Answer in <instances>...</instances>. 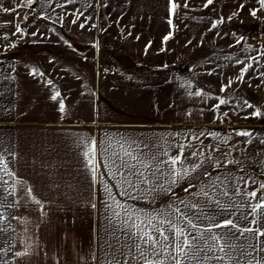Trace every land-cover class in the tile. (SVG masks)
<instances>
[{
  "label": "crops",
  "instance_id": "obj_1",
  "mask_svg": "<svg viewBox=\"0 0 264 264\" xmlns=\"http://www.w3.org/2000/svg\"><path fill=\"white\" fill-rule=\"evenodd\" d=\"M64 1L68 10L40 19L75 21L69 26L34 29L33 40L15 43L8 29L0 31V154L7 165L0 166V264H143L123 213L113 216L118 202L137 223L196 216L200 209L185 205L197 204L216 222L264 225L258 214L250 223L258 201L248 195L259 197L264 182V27H232L230 13L182 0H153L145 11L111 10L125 0H99L101 10L87 8L94 0ZM244 131L250 135L237 134ZM130 140L151 145L161 161L185 145L182 169L190 174L173 184L170 165L141 167L148 182L132 177L136 187H129L110 162L121 151L117 142ZM93 143L95 179L85 157ZM197 221L210 224L205 216ZM261 241L254 233L235 241L257 245L248 248L251 256L234 253L240 264L264 256Z\"/></svg>",
  "mask_w": 264,
  "mask_h": 264
},
{
  "label": "snow or ice",
  "instance_id": "obj_2",
  "mask_svg": "<svg viewBox=\"0 0 264 264\" xmlns=\"http://www.w3.org/2000/svg\"><path fill=\"white\" fill-rule=\"evenodd\" d=\"M213 0H207V4H211ZM32 0H28V4L31 5ZM259 3L262 8H264V0H259ZM205 5V7L207 6ZM176 4H172L173 11L176 8ZM243 7V6H241ZM235 15V14H234ZM251 15L256 16V11H252ZM79 18V17H77ZM230 19V18H229ZM223 20L217 21L212 24L213 28L217 27L218 23H222ZM75 23V21H73ZM171 23V21H170ZM83 28L84 25L81 24ZM167 39V37L165 38ZM239 43V41H237ZM251 65H247L241 72L239 79H243V74L248 70ZM231 82H229L230 86ZM224 89L222 88V91ZM200 95L199 92L195 93ZM59 93H57V96ZM56 97L54 96L53 99ZM221 104L224 103L223 100L220 101ZM248 107H252L251 104ZM61 111L64 109L63 102L60 104ZM256 115H260L259 110H257ZM241 136H248L250 133L244 131L237 133ZM198 139V137H196ZM120 144V152H114L112 154V159L110 166L115 169L114 175L119 173L122 177L124 183L129 187H136V182H134L132 177L136 178V181L141 183H147V177H145L144 171H141V167L145 170H150L153 166L156 167L157 171H160L161 164H168L172 170V176L174 179L172 183L175 184L179 179H183L185 176L189 175L188 169H182V163L184 158V149L185 145H179V153L175 157H169L168 160L161 161L158 158L157 153L151 151V145L140 144L134 140L124 141L123 143L117 142ZM127 144V147H125ZM135 145V147H133ZM150 153V155H149ZM95 154V144L91 146L89 151L85 152V157L88 162L90 170L93 171V176L95 179V168L92 166L93 157ZM164 155H168L167 152ZM192 156L202 155V153L193 152ZM152 162H156L155 165ZM203 161L198 164H195L191 171L203 166ZM227 163H233L232 160H228ZM0 166L7 171V165L3 164V156L0 154ZM180 166V167H178ZM123 169V171H121ZM12 175V173H8ZM241 180H244L245 184L248 183V180L245 177H241ZM5 183H7L5 181ZM254 183V181H253ZM261 190V195L257 196V191L253 190L248 195L252 200H257L258 202L251 206V213L253 219L250 221L252 225H256L257 221L255 216L258 214L261 217V220H264V182H261L259 185ZM187 190V189H186ZM127 191V189H125ZM29 195H31V189L28 190ZM241 190L237 189L236 194L240 195ZM12 194V193H10ZM207 195V193H205ZM224 195L227 196L228 193L225 191ZM135 197H133L134 199ZM35 203L39 204L38 200H34ZM218 207H220L221 212L227 211L229 206L220 205L219 201H216ZM186 208L197 209L199 208V213L196 216H190L186 213H181L182 220L173 222L167 218H160L157 220L154 225L151 220L145 224L144 221L137 223L138 216L135 212L130 211L128 208L117 203L115 208H112L113 216L121 217L123 213L122 225H129L127 230V237L129 239L135 237L139 243H135L139 257H134L135 259H142L143 264H205L206 261L214 259L222 262V264H227L228 261L235 260V264H240V261L235 258L234 253L241 249L240 255H249L252 254L248 252V248L255 250L257 248L256 244H249L246 247L243 245H237L235 241L239 240L241 236H244L245 233H254L258 237H264V225L260 227H246L241 226L231 218H225L218 222L215 221V216H208L202 207L197 204L185 205ZM116 208H119L120 211H117ZM179 213L180 210L177 209ZM200 216H205L210 220V224L207 227L199 225L196 221ZM242 219L247 220V214H243ZM2 219V217H0ZM111 220V217H109ZM163 225H168L167 228L162 227ZM145 228H151V231L145 230ZM215 228H227L228 232L224 233H213ZM134 229V231H133ZM234 230V231H233ZM208 233L209 235H205ZM119 240V237H117ZM142 245L146 247H142ZM111 246V245H110ZM129 247L127 243L122 244L121 248ZM259 251L264 252V241L260 242ZM129 252H131V247H129ZM27 253H16V255H26ZM211 254V255H209ZM123 264H128V261L125 260ZM246 264H264V256H260L259 259L252 257V259L246 261Z\"/></svg>",
  "mask_w": 264,
  "mask_h": 264
},
{
  "label": "rangeland",
  "instance_id": "obj_3",
  "mask_svg": "<svg viewBox=\"0 0 264 264\" xmlns=\"http://www.w3.org/2000/svg\"><path fill=\"white\" fill-rule=\"evenodd\" d=\"M93 1V0H92ZM99 1V0H94ZM93 1V2H94ZM155 1V0H154ZM64 0H32L31 5L28 4V0H0V31L8 29L7 35L8 39L14 40V43L19 39L23 40H33L34 39V29H41L42 27H63L69 26L68 24H73L69 20H41L45 17L48 12L55 11L57 13H62L68 10L67 5L64 4ZM87 4V8L91 6L93 10H97V7L101 10V3ZM149 3V4H148ZM183 6L187 7L191 5V8L196 10H208L207 0H182ZM192 3V4H191ZM247 3V11L243 13V7ZM68 4V3H67ZM153 4V0H125L123 3H117L112 11H145L151 10L150 5ZM258 2L254 0H215L214 5H210V8L215 12H224L225 15L230 13L228 21L232 27L234 26H246L249 29H253L257 25L259 27H264V8L261 7L260 3L257 6ZM72 10H78L77 3L73 5L71 3ZM243 6V7H241ZM141 8V9H140ZM157 8V4H156ZM210 10V9H209ZM256 11V16L253 17L250 15V11ZM246 14L241 19L238 18V14ZM235 14V15H234ZM249 14V15H248ZM41 18V19H40ZM230 18V19H229ZM83 23V22H82ZM74 25H72L73 27ZM88 26V25H86ZM76 27V26H74ZM11 31H10V30ZM6 34V33H5ZM3 34L0 32V38ZM4 37V36H3ZM13 42V41H12ZM12 42H6V45H12ZM5 46V45H3ZM1 49H8L7 47ZM222 119H224L222 117ZM189 215V213L184 212ZM198 222V221H196ZM210 255V254H209ZM214 263L212 259L205 262V264ZM231 263V262H230Z\"/></svg>",
  "mask_w": 264,
  "mask_h": 264
}]
</instances>
